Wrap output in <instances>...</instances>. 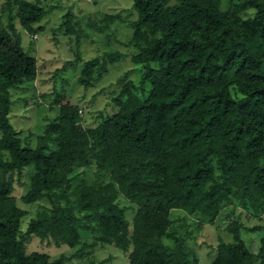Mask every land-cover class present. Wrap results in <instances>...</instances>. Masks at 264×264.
Listing matches in <instances>:
<instances>
[{
  "label": "trees",
  "instance_id": "obj_1",
  "mask_svg": "<svg viewBox=\"0 0 264 264\" xmlns=\"http://www.w3.org/2000/svg\"><path fill=\"white\" fill-rule=\"evenodd\" d=\"M53 9L5 0L0 14V264L64 263L63 255L27 253L31 235L78 257L113 247L128 264H197L185 234L170 230L173 210L208 225L233 204L264 214V0H132L126 46L142 66L139 82L118 80V109L94 128L81 127L78 109L61 106L30 148L8 117L10 90L37 75L18 28L35 36ZM70 18L61 27L78 38ZM117 19L103 14L98 29ZM123 57L86 61L78 84L88 88ZM27 167L18 199L45 209L22 231L26 212L13 192ZM230 232L211 264H264V237L255 253L237 224Z\"/></svg>",
  "mask_w": 264,
  "mask_h": 264
},
{
  "label": "rangeland",
  "instance_id": "obj_2",
  "mask_svg": "<svg viewBox=\"0 0 264 264\" xmlns=\"http://www.w3.org/2000/svg\"><path fill=\"white\" fill-rule=\"evenodd\" d=\"M4 2L5 0H0V14ZM42 2L44 6L54 9L40 22L41 29L36 35H29L18 28L23 51L34 56L36 60V80L33 84H24L17 90H10L12 103L8 115L9 122L18 132L23 144L30 148L35 147L43 127L58 115L61 106L68 105L78 109L82 118L81 127L87 129L97 126L100 121L118 109L113 102L119 90L118 80L127 75L129 80L138 83L142 72V66L131 62V56L135 51L126 46L132 31L128 22L134 19L131 11L132 0H42ZM68 12L71 14L70 24L74 29L75 24L80 28V33L77 31L78 38L77 34L67 35L66 28L61 27ZM103 14H115L118 17L110 24L109 30L98 29L103 26L101 21ZM77 50L79 61H75ZM115 51L121 52L125 57L109 65L107 72L88 88L78 84L77 79L86 61ZM31 169L32 167L25 169L21 183L13 192L17 197V206L26 212L21 219L22 231L26 229L28 221L35 216L36 211L45 209L42 203L25 205L18 199L28 188ZM79 171L82 172V169ZM93 178L94 169L88 175L90 181ZM120 203L127 204L123 198L120 199ZM171 219L173 224L170 230L185 234L184 242L196 258L197 264L212 263L217 255L218 243L232 240L230 229L235 224L239 226L240 235L247 246L255 253L260 238L264 237V214L258 217L248 215L236 204L224 209L210 225L189 217L180 210H173ZM255 227L263 229L253 231ZM28 239L25 244L27 253H44L50 256L51 260L63 255L66 257L63 264L129 263L128 254L113 247L86 250L78 257L74 255L75 250L64 243H48L35 235Z\"/></svg>",
  "mask_w": 264,
  "mask_h": 264
}]
</instances>
